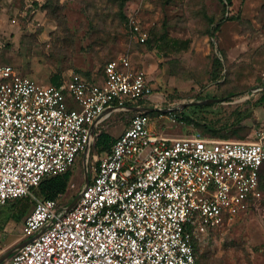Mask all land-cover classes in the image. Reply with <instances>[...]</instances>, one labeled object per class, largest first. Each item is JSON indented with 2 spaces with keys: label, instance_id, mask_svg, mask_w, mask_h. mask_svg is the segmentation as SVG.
Segmentation results:
<instances>
[{
  "label": "built area",
  "instance_id": "2783aa9c",
  "mask_svg": "<svg viewBox=\"0 0 264 264\" xmlns=\"http://www.w3.org/2000/svg\"><path fill=\"white\" fill-rule=\"evenodd\" d=\"M132 34L143 43L149 35L134 20ZM154 95L163 94L128 55L110 59L97 81L73 72L59 84L0 63V205L34 202L22 226L27 243L2 264H201L196 241L264 200V126L251 141L170 137L155 120L184 124V107L132 109L172 102L153 104ZM121 108L131 112L128 126L104 156L92 154L73 204L36 196L43 179L90 156L103 114Z\"/></svg>",
  "mask_w": 264,
  "mask_h": 264
},
{
  "label": "rangeland",
  "instance_id": "374dc122",
  "mask_svg": "<svg viewBox=\"0 0 264 264\" xmlns=\"http://www.w3.org/2000/svg\"><path fill=\"white\" fill-rule=\"evenodd\" d=\"M132 20L148 32L146 42L133 36ZM121 55L144 69L166 100L223 98L187 105L184 124L163 127L154 118L164 135L251 141L264 126V93H253L264 85V0H0V63L40 83L73 72L97 81ZM118 116L99 131L124 130L130 115ZM106 151L92 145L90 156L78 157L61 203L76 199L95 165L92 154ZM17 204L0 205V256L12 251L7 260L24 241L34 206L27 198L15 220ZM195 251L201 264H264V200L205 234Z\"/></svg>",
  "mask_w": 264,
  "mask_h": 264
},
{
  "label": "trees",
  "instance_id": "16d2710c",
  "mask_svg": "<svg viewBox=\"0 0 264 264\" xmlns=\"http://www.w3.org/2000/svg\"><path fill=\"white\" fill-rule=\"evenodd\" d=\"M51 82L53 84H59L61 82V77L59 75H52L51 76ZM262 100L264 101V94L262 96ZM184 121H188L189 117L184 112L181 114ZM228 139V138H223ZM112 137L107 132H100L98 135L95 146L97 150H109L111 144H112ZM263 172H264V166L261 171V188L264 189V183H263ZM71 176V171H67L63 175H56L51 176L43 179L41 183L34 188L33 192L38 197L43 198H55L59 194H62L65 189L67 188L68 181ZM29 198L30 201H32L31 196H26L22 198H18L15 200H11L10 202L18 203L16 207L14 208V212L11 215L15 220L20 218L25 213V210L27 209L26 199ZM8 202L7 204H9ZM6 204V205H7Z\"/></svg>",
  "mask_w": 264,
  "mask_h": 264
},
{
  "label": "water",
  "instance_id": "95a60500",
  "mask_svg": "<svg viewBox=\"0 0 264 264\" xmlns=\"http://www.w3.org/2000/svg\"><path fill=\"white\" fill-rule=\"evenodd\" d=\"M262 88L259 89L260 86L256 87L253 89V93L254 92H259L262 91V93H264V85H261ZM223 101V98H218V97H210V98H203L201 100H184L183 102H176V101H172L169 105L166 106H162V107H132V109L134 111H156V110H160V111H165L167 109L168 106H182V107H186L187 105L190 104H208V103H214V102H221ZM96 126H97V121L93 124L92 129H91V138L93 139L95 137V131H96ZM87 153L89 156V149L85 150L82 154ZM73 202H71L70 204H68V206L72 205ZM66 206V207H68ZM25 243H27L26 240H24L16 249L15 252L22 247ZM12 254V251H8L6 254L0 256V264H2L3 262H5L8 257Z\"/></svg>",
  "mask_w": 264,
  "mask_h": 264
},
{
  "label": "crops",
  "instance_id": "0c3cea01",
  "mask_svg": "<svg viewBox=\"0 0 264 264\" xmlns=\"http://www.w3.org/2000/svg\"><path fill=\"white\" fill-rule=\"evenodd\" d=\"M185 108V107H184ZM121 113H124L126 115L125 112H122V111H119V110H109L108 113L104 114L102 116V121L100 122V127H103V126H107L108 123L110 121H115V119L117 118V116ZM119 117V116H118ZM125 117V116H123ZM128 126V125H127ZM126 125L124 126L125 128L127 127ZM124 131V130H122ZM121 132H118V131H114V132H109L108 134L112 137V139L116 138Z\"/></svg>",
  "mask_w": 264,
  "mask_h": 264
},
{
  "label": "bare ground",
  "instance_id": "6f19581e",
  "mask_svg": "<svg viewBox=\"0 0 264 264\" xmlns=\"http://www.w3.org/2000/svg\"><path fill=\"white\" fill-rule=\"evenodd\" d=\"M149 100H150L153 104H164V103L167 101L166 99L162 98V96H160V95H154V96H151V97L149 98ZM118 110H119V111H122V112H125V113H126V116H128V115L131 114L130 110L127 109V108H121V109H118ZM106 113H108V111H107ZM106 113H104V114H106ZM104 114H103V115H104Z\"/></svg>",
  "mask_w": 264,
  "mask_h": 264
}]
</instances>
